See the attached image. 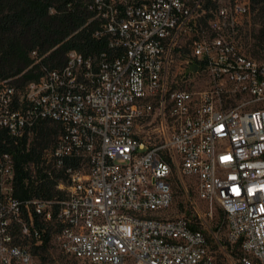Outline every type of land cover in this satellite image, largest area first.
Here are the masks:
<instances>
[{"label": "built area", "instance_id": "2783aa9c", "mask_svg": "<svg viewBox=\"0 0 264 264\" xmlns=\"http://www.w3.org/2000/svg\"><path fill=\"white\" fill-rule=\"evenodd\" d=\"M74 1L102 46L69 50L22 89L0 82V131L29 142L57 125L39 166L60 193L18 198L0 151V264H42L46 235L88 264H264V52L245 43L249 0ZM184 177L209 216L222 209L223 236L165 215L174 183L188 197Z\"/></svg>", "mask_w": 264, "mask_h": 264}, {"label": "trees", "instance_id": "16d2710c", "mask_svg": "<svg viewBox=\"0 0 264 264\" xmlns=\"http://www.w3.org/2000/svg\"><path fill=\"white\" fill-rule=\"evenodd\" d=\"M249 4L260 22L252 49L259 54L264 51V0H249ZM206 6L214 11L217 2L207 0ZM88 17L84 6L74 0H0V82L8 80V85L22 89L37 80L43 68L61 64L69 50L87 52L101 47L102 43L92 37L95 24ZM56 126L41 122L29 142L27 136L15 141L0 131V151L11 152L15 159L18 198L59 197L55 189L58 176L48 177L39 166L42 150L55 138ZM29 164L36 168L34 179L29 175ZM48 240L46 235L40 250L49 245Z\"/></svg>", "mask_w": 264, "mask_h": 264}, {"label": "rangeland", "instance_id": "374dc122", "mask_svg": "<svg viewBox=\"0 0 264 264\" xmlns=\"http://www.w3.org/2000/svg\"><path fill=\"white\" fill-rule=\"evenodd\" d=\"M246 32L250 35L245 39V43L249 50L252 51L255 38L254 34L257 33L260 28V22L250 14L249 20L244 25ZM255 49V48H254ZM264 52V51H263ZM188 188V197L184 194L180 182L177 181L173 185L174 189V199L171 207L168 209L165 215L167 216H181L184 215L193 221H198V215L202 216L206 221V227L213 231L217 227H220V235L223 236L225 231L224 224V213L220 207L214 205L212 208V216L208 215L209 206L204 201L199 199L193 191L194 180L192 178H183ZM208 230L205 229V232ZM239 254L238 250H235ZM39 257L42 264H88L86 261L74 259L60 252L53 246H47L45 249L39 251ZM44 258V259H43ZM236 256L232 258H225L223 256L218 257V262L220 264H231L235 261Z\"/></svg>", "mask_w": 264, "mask_h": 264}, {"label": "bare ground", "instance_id": "6f19581e", "mask_svg": "<svg viewBox=\"0 0 264 264\" xmlns=\"http://www.w3.org/2000/svg\"><path fill=\"white\" fill-rule=\"evenodd\" d=\"M248 263H255V256H248Z\"/></svg>", "mask_w": 264, "mask_h": 264}]
</instances>
